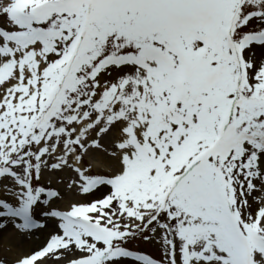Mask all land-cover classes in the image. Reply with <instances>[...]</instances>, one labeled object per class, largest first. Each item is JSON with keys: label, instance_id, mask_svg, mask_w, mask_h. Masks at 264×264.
I'll use <instances>...</instances> for the list:
<instances>
[{"label": "snow or ice", "instance_id": "obj_1", "mask_svg": "<svg viewBox=\"0 0 264 264\" xmlns=\"http://www.w3.org/2000/svg\"><path fill=\"white\" fill-rule=\"evenodd\" d=\"M37 233L12 264H264V0H0V236Z\"/></svg>", "mask_w": 264, "mask_h": 264}, {"label": "bare ground", "instance_id": "obj_2", "mask_svg": "<svg viewBox=\"0 0 264 264\" xmlns=\"http://www.w3.org/2000/svg\"><path fill=\"white\" fill-rule=\"evenodd\" d=\"M38 234L41 235L42 239H44L43 234ZM17 239L18 238L13 236H0V259H7L9 264H12L17 255L31 251L33 248L39 247L40 244L43 243V240H40L38 242L29 241L25 244H23V242L21 245L22 241L18 242ZM128 263L134 264L133 262Z\"/></svg>", "mask_w": 264, "mask_h": 264}, {"label": "rangeland", "instance_id": "obj_3", "mask_svg": "<svg viewBox=\"0 0 264 264\" xmlns=\"http://www.w3.org/2000/svg\"><path fill=\"white\" fill-rule=\"evenodd\" d=\"M18 240V242H20V241H22L21 242V245H22V243L23 244H25V243H28L29 241H35V242H38V241H40V240H42V238H41V235H39L38 233L36 234V235H34L32 238H24V239H17ZM42 244V243H41ZM146 252H149V253H151V254H153L154 255V258H158V255H159V253H157L156 252V249H155V247L154 246H150V245H143V246H141ZM129 262V261H128ZM128 262H126L125 261V264H131V263H128Z\"/></svg>", "mask_w": 264, "mask_h": 264}]
</instances>
